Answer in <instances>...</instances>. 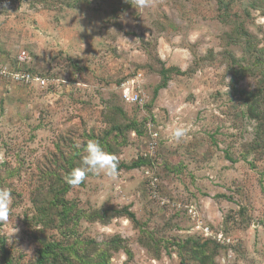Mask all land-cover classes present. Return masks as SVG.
Returning <instances> with one entry per match:
<instances>
[{"label":"rangeland","instance_id":"rangeland-1","mask_svg":"<svg viewBox=\"0 0 264 264\" xmlns=\"http://www.w3.org/2000/svg\"><path fill=\"white\" fill-rule=\"evenodd\" d=\"M0 188V264H264V0H0Z\"/></svg>","mask_w":264,"mask_h":264},{"label":"clouds","instance_id":"clouds-1","mask_svg":"<svg viewBox=\"0 0 264 264\" xmlns=\"http://www.w3.org/2000/svg\"><path fill=\"white\" fill-rule=\"evenodd\" d=\"M138 8H144L148 0H136ZM23 60V56L20 57ZM187 134V128L177 126L172 130L171 137L175 141L181 140ZM79 148V145H77ZM80 166L74 167L65 176V181L72 187L79 186L85 178L91 175L103 174L111 179L118 175L116 158L108 153L97 141L89 140L83 148ZM11 193L7 188H0V219H6L9 213Z\"/></svg>","mask_w":264,"mask_h":264},{"label":"trees","instance_id":"trees-1","mask_svg":"<svg viewBox=\"0 0 264 264\" xmlns=\"http://www.w3.org/2000/svg\"><path fill=\"white\" fill-rule=\"evenodd\" d=\"M168 82H169L168 71L163 70L162 83L155 90L156 96L159 94L161 90H164L167 88ZM145 126L146 128L148 127L147 123ZM141 166H142V163L135 162V163H132L131 165L117 166V170L118 171L120 170L129 171L132 169H137ZM117 214L127 217L133 224L138 225V221L136 219L135 214L130 212L129 209L118 211ZM64 261L68 262V259L64 257L63 255H61V253H59L57 245L50 243L38 251V259L36 260L35 264H62V262Z\"/></svg>","mask_w":264,"mask_h":264},{"label":"built area","instance_id":"built-area-1","mask_svg":"<svg viewBox=\"0 0 264 264\" xmlns=\"http://www.w3.org/2000/svg\"><path fill=\"white\" fill-rule=\"evenodd\" d=\"M14 78L17 81L21 80V81H25L26 83H32L36 81L38 83H41L42 85L46 84V80L34 79V78H31L29 75H25V76L15 75ZM133 83L135 82L133 81ZM124 100L130 103H137L139 101V97L138 95L131 96L130 94H126L124 95Z\"/></svg>","mask_w":264,"mask_h":264}]
</instances>
